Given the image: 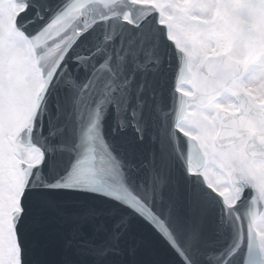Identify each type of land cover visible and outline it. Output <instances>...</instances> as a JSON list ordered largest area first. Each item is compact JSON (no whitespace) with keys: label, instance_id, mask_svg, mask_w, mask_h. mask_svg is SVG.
<instances>
[{"label":"snow or ice","instance_id":"snow-or-ice-1","mask_svg":"<svg viewBox=\"0 0 264 264\" xmlns=\"http://www.w3.org/2000/svg\"><path fill=\"white\" fill-rule=\"evenodd\" d=\"M0 264H264V0H0Z\"/></svg>","mask_w":264,"mask_h":264}]
</instances>
